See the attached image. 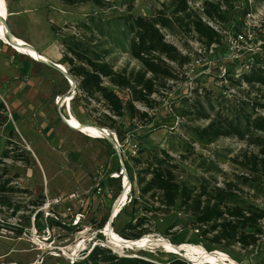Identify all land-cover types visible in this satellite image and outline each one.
<instances>
[{
  "label": "rangeland",
  "instance_id": "obj_1",
  "mask_svg": "<svg viewBox=\"0 0 264 264\" xmlns=\"http://www.w3.org/2000/svg\"><path fill=\"white\" fill-rule=\"evenodd\" d=\"M8 1L15 6L19 5V8L14 10L18 14L11 15L9 20L6 21L7 25L12 28L13 33L31 36L45 45H49L52 50H55L61 56L59 61L65 65L66 69H69L64 60L67 47L61 43V40L73 37L84 47L91 48L96 52L101 54L110 52L106 60L113 64L115 70L130 72L140 70L141 64L133 59L130 54L132 35L126 28L125 20L138 16L150 18L158 10L166 8L163 6H169L171 0H104L106 3L105 8H99L92 3L67 5L64 0ZM191 1L204 3L213 0ZM252 2L250 4L249 0H235V8L226 14L228 19L225 24L226 28L230 30L233 27L236 29L241 28L244 13L247 9L253 10L257 14L256 22L264 27V3L262 0H253ZM167 14H170V11H167ZM52 26L58 28L56 33L53 31ZM76 26H79V30L74 32L72 28ZM180 37L182 38L167 34L166 39L169 43L175 45L183 55L190 56L192 68L190 65L183 68L173 65L180 73V80L168 82L166 89L162 88L160 93L154 94L151 97L153 100L152 108L136 103L138 110L150 114L152 123L145 125L148 124L147 121L143 123V121L136 119L131 121L127 127H124L120 125L121 121L116 119L118 122L117 131H120L121 135H117L116 129H106L116 133L120 141H126L128 138L136 139L135 137L138 136L137 139H139L140 146L144 150L155 149L156 152L165 150L169 154L181 156V162L178 163L179 168L175 171L178 181H181L180 176L183 175V181H192L198 185L200 182L207 181L209 184L214 185L215 183L216 186L221 184V187H224L226 183L231 182L235 185V190L243 200L264 210V166L260 164L254 166L251 162H246V157L250 158L258 154V149L255 146H248L245 142L236 138H220L210 146V151L214 152V158L206 162H204L206 159L202 156L203 151L195 152L193 149H189V140H193L192 129L204 128L208 125V121L197 117V108L194 104L197 97L193 89H207L214 93L212 103L216 110L220 108L222 111L224 106L220 107L217 104L216 96L221 94L232 98L235 95L243 96L244 93H240L237 89L226 92L224 86L229 85V83L223 85L221 80L227 76H238L243 65L231 63L226 59V54L223 52L212 57L205 54L204 48L197 41L194 34H187L186 37L180 35ZM187 42L190 45L189 47L186 45ZM254 42L255 45L264 42V33L257 32V38ZM3 48L4 46L0 52V79L6 73V67L14 72H8V84L2 89L0 88V102L5 105L7 110L5 112L0 111V159H3L1 168L8 172L7 177L13 178V185L16 188L21 191L27 190L28 193H17L10 196L9 200L13 204L22 206L16 215H13L11 209L0 205L2 208L0 209V220L4 222H0V264H58V260L41 253L34 245V243H37L33 235L35 233L33 221L35 210H31L33 207L31 202L38 204L44 202L46 195L50 198L65 199L74 192L84 194L86 191H93L95 184L108 179V176L114 172L116 164L114 147L106 140L91 139L71 129L63 122L57 111V97L59 96L56 95L62 93L66 95L70 90V85L61 73L41 63L42 70L38 71V78L43 77L49 81L46 92L49 99L45 103V110L47 111L44 115L48 119L49 125L41 127L38 123V119L42 115L41 112L38 113V111H41L40 107L33 108V106H36L35 104L24 105V109L21 111L25 118V124L27 126L31 125L30 134L33 136L32 139L38 141L39 150L33 146L39 159L38 162L30 149L33 145L30 134L27 135L19 125V127L16 125L19 116H12L10 113V107L22 106L27 100L32 101L35 96H38V92L29 94V88L25 87V77L17 73L19 67L21 68V64L16 61V58L20 55L16 54L11 47H8L12 52L11 58H9L3 53ZM199 49H203L202 57L204 59L212 60L211 65L195 66V61L199 58ZM37 51L39 52V50ZM190 69H193V71L191 72ZM186 73L190 74L191 86L185 84L186 79H182L183 76L187 78ZM15 75L18 76L16 80L14 79ZM30 80L34 81V78H30ZM105 85L115 90L125 105L130 102L128 91L119 90L107 82ZM9 97L13 98V101L15 100L14 104H12ZM75 98L71 103L70 112L82 124L96 127L99 120L108 121L106 116H112L102 103L100 106H95L93 103L89 105L78 96V92ZM61 111H65V108ZM210 112L213 116L216 114V111L213 112L212 109H210ZM262 114L264 115V112ZM126 120L130 121L128 117ZM162 120L166 122L165 126L161 125L164 124ZM52 130L53 134L50 133ZM6 150L12 151L10 158L3 157ZM126 155L128 165L132 167L134 174L137 175L139 169L134 167V162L128 154ZM204 163L205 166L202 165ZM120 164L122 166L121 162ZM211 164L218 166L222 172H208ZM242 164L247 167H243ZM107 186H110L112 199L101 205H94L93 209L88 211V215L80 229L69 227L72 224L71 216L67 217L65 204L53 207V210H51L53 217L48 219V224L52 235H56L54 236L56 240L55 247H67L69 251L75 250L78 252L75 246L81 241V238L87 237L80 251L90 248L92 237H96L97 233L104 232L112 214L113 200L122 193V179L109 182ZM134 188L136 190L135 194ZM132 194L133 198L140 196L135 183L133 184ZM158 198L153 199L147 196L137 199L135 205L131 203L126 207L112 223V226L114 224L115 233L130 236L138 232L139 229L135 231L126 230L125 228L134 218L147 216L148 219L144 228H148L152 234L141 238V240H144V244L149 243L148 245L154 246L159 242L157 239L171 242L172 239H178L177 234L181 233L183 229L188 230L182 234H186L185 237L189 239L192 234L191 215L186 209L180 208L179 204L169 213L165 212L164 208L160 206ZM75 208L76 206H74L73 212L78 211ZM158 208L162 210L147 211L148 209L155 210ZM46 215L42 212L36 218L35 226L40 236L48 234V229L45 226ZM54 215L59 218V221L54 218ZM52 221H54L53 227L51 226ZM104 221L105 224L101 228ZM175 222L178 224L177 227L169 231L168 236H165L168 227ZM135 224L136 221L133 220V225ZM262 225L264 227V221ZM9 226L22 230V233L8 228ZM81 230L83 234L79 233ZM105 244L109 245V242L106 240ZM109 246L121 256L139 257L158 264H169L174 255L161 248L126 249L122 250V253L112 245ZM197 246H183L180 248H184L185 252L195 254L201 249ZM221 254L227 258L229 257L236 264H263L264 238L261 239L255 249L242 250L239 246H235L226 249L225 253L222 252ZM175 255L180 256L179 254ZM81 257H84V254ZM69 263L71 264V262Z\"/></svg>",
  "mask_w": 264,
  "mask_h": 264
},
{
  "label": "trees",
  "instance_id": "obj_2",
  "mask_svg": "<svg viewBox=\"0 0 264 264\" xmlns=\"http://www.w3.org/2000/svg\"><path fill=\"white\" fill-rule=\"evenodd\" d=\"M262 1L264 3V0ZM64 3L67 5L92 3L99 8L106 7L104 0H64ZM194 3L191 0H171L169 6L163 4L165 5L163 7L166 8L158 10L150 18L138 16L125 20L126 28L132 35L130 54L141 64L138 71H116L113 64L106 60L110 52H103V54L96 52L91 48L84 47L73 37L61 40V43L67 47V53L64 55V60L69 66L67 70L78 82V96L89 105L90 100L101 102L112 115L106 116L109 122L99 120L96 127L116 129L119 136L121 132L117 131L118 122L116 119L121 121L120 125L124 127L136 119L143 123L147 121L148 124L145 125L152 123L150 114L138 110L136 103L152 108L151 97L160 93L162 88L166 89L168 82L180 80V73L173 65L183 68L192 61L190 56L183 55L175 45L167 41V34L180 39L182 38L180 35L186 37L187 34H194L203 48L209 49L212 45H217L218 49L222 50L217 49L215 54L217 56L222 52L226 54L224 36L209 26L202 17L205 16L214 23L225 25L228 20L226 14L235 8V0L206 1L203 3L204 11L202 13L192 7ZM167 11H170V14H167ZM250 12L254 11L247 9L244 17ZM52 29L55 33L58 30L56 26H52ZM72 29L77 32L79 26ZM186 45L190 46L189 43ZM248 62H254L250 71H241L238 76L224 78L229 83L224 86L226 92L237 89L244 94L240 97L235 95L232 98L221 94L216 96L217 104L220 107L224 106L222 111L220 108L216 110L212 103L214 93L207 89H193L197 97L194 102L197 108V117L208 121V125L204 128L192 129L193 140H189L190 150H194V144H199L203 149H210V146L220 138H236L248 146H255L258 149V154L250 158L246 157V162H251L254 166L258 164L264 166V115L262 114L264 112V45L258 49L256 55H245L235 63L242 66ZM182 79L185 77L183 76ZM106 82L119 90L128 91L130 102L125 105L117 92L105 85ZM210 109L213 112L216 111L214 116ZM0 111H7L2 102H0ZM127 117L130 121L126 120ZM161 125L165 126L166 122ZM10 153L12 151L6 150L3 157L10 158ZM128 155L134 162V167L139 169V173L135 175L132 167L128 165L127 155H121L130 179L133 184L135 183L140 193V196L133 198V205L140 198L150 196L156 199L159 197L158 201L165 212L169 213L179 204L180 208L186 209L191 215V237L187 239L186 234L182 233L188 230L183 229L181 233L177 234L178 239L170 240L173 245L181 247L199 245L197 247L206 249L207 252H212L211 255H215L225 253L226 249L235 246H239L242 250L255 249L264 238L262 225L264 210L243 200L235 190L233 183L228 182L224 187H218L215 183L212 185L207 181L200 182L199 185L192 181H183V179L178 181L175 172L179 168L178 161L172 156V153L169 154L165 150L156 152L155 149L144 150L141 148L137 156ZM114 156L116 157L114 171L118 172L121 165L115 150ZM204 159H206L204 162L212 160L206 157ZM2 164L3 159H0V205L11 209L13 215H16L22 206L13 204L9 198L17 193H28V191H21L13 185V178L7 177L9 174L4 168H1ZM209 166L208 172H222L215 164ZM243 167L247 166L243 165ZM135 192L134 188V194ZM42 203L31 202V205L36 207L41 206ZM1 206L0 209H2ZM161 210L158 208L147 211ZM147 219V216L134 218L136 224L133 225L132 220L125 229L135 231L139 229V231L130 236L125 234L120 236L127 241H134L151 235L148 228H144ZM53 224L54 221L51 222L52 227ZM104 224L105 221L101 228ZM177 225L176 222L171 224L165 236H168V232L176 228ZM8 228L22 233V230L10 226ZM55 260H58V264H70L64 260ZM74 264L158 263L139 257H119L106 248L95 247L84 260ZM169 264L191 263L174 254Z\"/></svg>",
  "mask_w": 264,
  "mask_h": 264
},
{
  "label": "built area",
  "instance_id": "obj_3",
  "mask_svg": "<svg viewBox=\"0 0 264 264\" xmlns=\"http://www.w3.org/2000/svg\"><path fill=\"white\" fill-rule=\"evenodd\" d=\"M252 1L253 0H249L250 4L253 3ZM192 7L200 11L201 13L204 11L203 3L195 2L194 4H192ZM202 18L209 26L213 27L216 31H218L220 34L224 36V42H225V46L227 49L226 59L230 61L231 63L237 62L238 60L242 59L245 55H251V56L256 55L258 48L261 45H264V42H260L258 45H255V42H254L257 38V32L264 33V27L261 25H258V23L256 22L257 14L254 12H250L246 14L241 24V28L236 29L233 27L232 30H230L229 28H226L224 24H217V23H214L208 20L205 16H203ZM0 24H1V20H0ZM0 46H1L0 52L2 51L3 46L10 47L8 44L5 43L4 40H1V39H0ZM217 49H218L217 45H212L209 49L204 48V53L212 57L215 55ZM202 50L203 49L198 50L199 58L195 61V66L202 65V64H204L205 66L211 65L212 60L209 61L208 59L206 58L204 59L202 57V54H203ZM14 52L18 55L26 56L24 54H21L20 52H17L16 50H14ZM13 60H14V57H13ZM253 64L254 62L246 63L245 65L242 66V71H246V72L250 71ZM189 65L191 66L192 64L190 63L188 64V66ZM190 71L192 72L193 69L192 70L190 69ZM186 76L188 80L187 78H185L186 79L185 84H188L191 86L192 82H191L190 74L186 73ZM224 83H227V81L224 80L223 78L221 80V84L224 85ZM244 86L246 85L244 84ZM59 101H60V97H57V104L59 103ZM90 102L93 103L95 106L101 105V102H97L96 100H90ZM61 109H64V107L61 106ZM63 112H64L63 113L64 118L69 124V121L67 119L68 117L71 116L70 115L71 112L70 111L66 112V109ZM113 134L117 142L116 149L114 148V150L117 153H120L121 155L130 154L131 157H135L139 154L141 146H140V142L138 141L137 137H135L137 140L128 138L126 141L124 140L120 141L116 133H113ZM193 147H194L195 152L203 151V154H202L203 157L214 158L213 153L210 151V149H203L199 144H194ZM172 156L178 161V163L181 162V156L174 155V154ZM111 179L112 180L122 179V193L119 197L115 198L112 203V210H114L115 208H119L120 212H122L124 209H126V207H128L133 202L132 201L133 200V194H132L133 183L130 179V176H129V173H128V170L125 164H122L118 172L114 171L113 174H110L108 176V179L102 180L101 182H98L97 184H95L93 191L92 190L86 191L84 194L74 192V193H71L65 199L50 198L48 195H46V199L44 200L41 206H36V207L33 206L31 210H35V214L33 217L35 233L33 235H34V239L36 240L35 242H37V243H34V245L36 246V249L43 254L45 253L46 255L53 257L54 259L64 260L68 263L71 262V264L77 263V261L79 262L80 260L82 261L81 258L85 259L87 255L95 247L106 248L110 250L111 252H113V254H116L119 257H124V256L119 255L118 252L114 251V249L111 248V246L105 244V241L107 240L108 242V239L105 236L104 232H100L96 234V237H94V239L90 241V248H85L84 250H81L79 252H76L75 250L69 251L67 250V247L65 248L55 247L54 245H55L56 240L54 236L56 235L55 234L52 235V232L49 229L50 227L48 224V219L53 217L52 216L53 213L51 212V210H53V207L65 204L66 206L65 210H67L66 215L67 217L71 216L72 224L69 227H74V229L82 228L83 221L86 219L88 215V211L93 209L94 205L98 206V205L103 204L105 201L107 202L109 199H112V195L110 193V186H107V183H109L110 182L109 180ZM180 179L181 180L184 179L183 175L180 176ZM127 185L128 187L126 188ZM217 186L221 187V184H217ZM124 192L126 194L125 201H120V198L122 197V194ZM74 206H76L75 210H78V211L76 212L72 211ZM42 212L47 214L45 217V222H46L45 226L48 229V234L47 235L43 234V236H40L35 226V222H36V218L38 214ZM54 218L59 221V218L57 216L54 215ZM0 222L4 223L1 220ZM60 222L63 223L62 221ZM82 232L83 231L81 230L79 233H82ZM83 254H84V257H81Z\"/></svg>",
  "mask_w": 264,
  "mask_h": 264
},
{
  "label": "bare ground",
  "instance_id": "obj_4",
  "mask_svg": "<svg viewBox=\"0 0 264 264\" xmlns=\"http://www.w3.org/2000/svg\"><path fill=\"white\" fill-rule=\"evenodd\" d=\"M7 17H8V11L6 8L5 0H0V20H1L0 39L4 40L5 43L8 44L10 47H12L14 50H16L17 52H20L21 54L26 55L27 57L29 56L32 59L39 61L40 63L41 62H45L47 64L51 63L52 62L51 60H49L46 56L40 54L39 52H37V51H35L29 47H26V46L20 44L19 42L18 43L13 42L12 37H11L13 35L7 29L11 34V36H10L9 33L6 31L7 27L5 28V22L7 21ZM15 39L17 40V38H15ZM30 47H32V46H30ZM58 65L60 66V68L62 70H65V71L67 70L65 67H62L60 64H58ZM68 83L70 85L69 91H71L72 97L65 96V101H63V102L59 101V103H58V105H61L65 109H67L66 112L71 110V103L75 98V95H73L74 93L72 90V87L74 86V82L68 81ZM60 99H61V97H60ZM70 115L71 116L68 117V119H67L69 121V124H67V125L70 128H72L73 130H76L77 132H80L83 135H85L91 139L107 140L108 136H114L113 132L110 131L109 129H106V128H105V131H102L95 126H89V125L83 126L82 123L77 118H75L72 113H70ZM127 187H128V185L126 186V188ZM125 198H126V194L124 192L122 194V197L120 198V201H125ZM119 214H120V209L115 208L111 215L113 216L114 219H116ZM104 234L108 239L109 245H112L118 251H122V250H126V249H128V250H147V249L161 248L166 252H170L173 254H182L188 260L195 262V264H234V263L236 264V262L233 263L231 261L232 259L230 260L229 257L227 258L221 253L211 255L205 249H201L197 253L191 254V253H186L184 248H180V250H181V252H180L179 249H177L171 242L164 240V239H157V240H159V242L154 246L148 245L149 243L144 244L143 243L144 240H141V239L140 240H134V241L129 240V242H127V239L116 234L115 230L113 228L111 229L109 225L106 226V229L104 230ZM90 237H91V235L89 236V238ZM86 239H87V237L81 238V241L75 246L77 248L78 252L80 251L82 244L86 241ZM92 239H94V236L92 237ZM144 239H147V238H144ZM122 253H123V251H122Z\"/></svg>",
  "mask_w": 264,
  "mask_h": 264
},
{
  "label": "crops",
  "instance_id": "obj_5",
  "mask_svg": "<svg viewBox=\"0 0 264 264\" xmlns=\"http://www.w3.org/2000/svg\"><path fill=\"white\" fill-rule=\"evenodd\" d=\"M5 4H6L7 11H8L7 20H9L11 15L13 16V15L18 14V12L14 11V10H15V8L18 9L19 5L15 6L14 4H10L8 0H5ZM8 27L10 29L11 34L15 38H17V40H16L13 36H11L10 32L7 30L8 28H6V25H5L6 31L12 37L13 42H16V43L19 42L20 44H22V45H24L26 47H29V48H31V49H33L35 51L39 50L40 54L46 56L52 62H54L56 64H60L61 66L65 67V65L60 63V61H59V58L61 56L59 54H57V52H55V50H52L49 45H45L44 43L38 41L34 37H31V36H28V35H25V34L23 35V34L20 33L21 36L20 35H16V34L13 33L12 28L9 25H8ZM26 39H28V40H26ZM28 44L30 46H32V47H30ZM57 45H58V43H57ZM58 47H59V45H58ZM3 50H4L3 53L7 57L11 58V53L12 52L8 48V46H4ZM28 57L20 55L19 57L16 58V61H18L21 64V68L19 67V71H17V73H20V75L25 77V79H26L25 87L29 88V94H32L33 92H38L37 93L38 96H35V98H33L32 101L27 100L22 106L17 105V106H14V107H10L11 108V110H10L11 111L10 112L11 115L12 116H19L18 122H17L16 125L17 126L19 125L27 135L30 134L31 125L28 124L29 126H27L25 124V121H24L25 118H24V115L22 114L23 112H21L22 109H24V105L32 103V104L36 105L35 107L33 106L34 109L40 107L39 109L41 111H38V113L41 112L40 114L42 116H40V118L38 119V123L41 125V127H47L49 125L48 119L44 116L46 111H47V110H45L46 109L45 108L46 107L45 103L49 99V95H48V93H46L47 89H48L49 81L47 79L45 80L43 77L38 78V71L42 70V65H41V63L39 61L34 60L31 57H29V58ZM39 65H41V66H39ZM5 72L6 73H4L2 75V77H1V79H0V88L1 89H2V87H4L5 85L8 84V81H9L8 80V74H9L8 72H14V71L11 70L9 67H6ZM26 77H28V78H26ZM30 78H34V81L30 80ZM14 79L15 80L18 79V76L15 75ZM63 95H64V93L57 94L56 96L61 97ZM10 100H11L12 104H14L15 100L13 101V98H10ZM17 126H16V128L18 129L19 126L18 127ZM52 132H53V130L50 133H52ZM32 137L33 136H31V134H30V139H31V142L33 143V145H32V147H30V146L29 147H30L31 151L34 153V156L36 157L37 161L39 162L37 154H36L35 150L33 149V146H34V148L39 150V146H38L39 144H38V141L32 139ZM53 142H54V140H53ZM60 142H62V141H60Z\"/></svg>",
  "mask_w": 264,
  "mask_h": 264
},
{
  "label": "water",
  "instance_id": "obj_6",
  "mask_svg": "<svg viewBox=\"0 0 264 264\" xmlns=\"http://www.w3.org/2000/svg\"><path fill=\"white\" fill-rule=\"evenodd\" d=\"M5 25H6V27L8 28V25H7V23L5 22ZM8 30H9V28H8ZM10 31V30H9ZM11 40V39H10ZM42 64H45V65H48L49 67H51L52 69H54V70H56L57 72H59V73H61L63 76H64V78H66V80H68V81H71V82H74V86L72 87V90H73V95H77V92H78V82L76 81V80H74V78L69 74V72H68V70H62L61 68H60V66L58 65V64H56V63H54V62H51V63H49V64H47V63H45V62H41ZM65 96H68V97H72V94H71V91H69L66 95H63V96H61V99H60V101H65ZM62 104V103H61ZM57 107V111H58V114L60 115V117H61V119L63 120V122L65 123V124H68V122L65 120V118H64V115H63V112L61 111V105H57L56 106ZM83 126H86V124H82ZM68 126V125H67ZM97 128H99L100 130H102V131H105V128H100V127H97ZM107 141L116 149V146H117V142H116V138H115V136H108V138H107ZM118 154V156H119V158H120V162L123 164L124 163V161H123V158H122V156H121V154L120 153H117ZM112 212H113V210H112ZM113 221H114V218H113V216L111 215V217H110V219H109V221H108V225L110 226V228L112 229L113 227H112V223H113ZM127 242H129V240L127 241ZM177 249H179L180 250V247L181 246H176V245H174ZM180 252H181V250H180ZM210 253H212V252H210ZM180 256H182V257H184L188 262H190V263H193V264H195V262H192L191 260H188L185 256H183L182 254H179Z\"/></svg>",
  "mask_w": 264,
  "mask_h": 264
}]
</instances>
